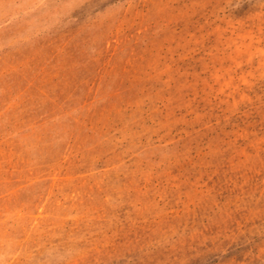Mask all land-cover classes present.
I'll return each instance as SVG.
<instances>
[{
  "label": "rangeland",
  "instance_id": "obj_1",
  "mask_svg": "<svg viewBox=\"0 0 264 264\" xmlns=\"http://www.w3.org/2000/svg\"><path fill=\"white\" fill-rule=\"evenodd\" d=\"M0 264H264V0H0Z\"/></svg>",
  "mask_w": 264,
  "mask_h": 264
}]
</instances>
